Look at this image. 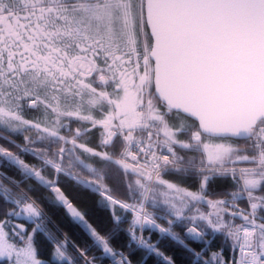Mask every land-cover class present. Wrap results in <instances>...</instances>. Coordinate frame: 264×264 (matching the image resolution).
Masks as SVG:
<instances>
[{"label": "snow or ice", "instance_id": "6c2138e0", "mask_svg": "<svg viewBox=\"0 0 264 264\" xmlns=\"http://www.w3.org/2000/svg\"><path fill=\"white\" fill-rule=\"evenodd\" d=\"M105 261L264 264V0H0V264Z\"/></svg>", "mask_w": 264, "mask_h": 264}, {"label": "trees", "instance_id": "16d2710c", "mask_svg": "<svg viewBox=\"0 0 264 264\" xmlns=\"http://www.w3.org/2000/svg\"><path fill=\"white\" fill-rule=\"evenodd\" d=\"M18 142H19V141H18ZM29 159H30V158H29ZM91 205H92V200H91V199H88V200H87V206L91 207ZM62 227H63V225H62ZM64 230L67 231L68 229L65 228ZM145 235H147V233H145ZM117 246H118V244H117ZM105 264H108V261H105Z\"/></svg>", "mask_w": 264, "mask_h": 264}]
</instances>
